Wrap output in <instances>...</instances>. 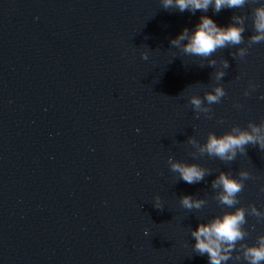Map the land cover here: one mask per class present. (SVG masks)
Here are the masks:
<instances>
[{"label":"water","instance_id":"95a60500","mask_svg":"<svg viewBox=\"0 0 264 264\" xmlns=\"http://www.w3.org/2000/svg\"><path fill=\"white\" fill-rule=\"evenodd\" d=\"M258 4L191 14L160 0H0V264H208L189 227L233 211L212 199L221 171H248L237 206L264 211V151L248 146L224 163L193 159L186 142L264 119V42L243 60L229 55L236 48L210 57L229 62L210 119L188 97L210 91L216 69L169 43L201 15L227 26ZM251 34L246 21L245 41ZM169 157L212 174L187 184ZM183 195L208 203L188 211ZM246 220L251 246L264 220Z\"/></svg>","mask_w":264,"mask_h":264},{"label":"clouds","instance_id":"9594fccd","mask_svg":"<svg viewBox=\"0 0 264 264\" xmlns=\"http://www.w3.org/2000/svg\"><path fill=\"white\" fill-rule=\"evenodd\" d=\"M257 4L258 0H160L161 8L164 10L172 9L180 13L187 11L191 14L197 11L206 13L209 8L217 14L223 9H243L245 5ZM246 21H251L253 34L245 41ZM262 42H264V3L252 7L250 14H233L227 26H217L207 15H201L199 23L191 31L184 28L179 35L169 41L171 47L178 49L185 56L199 57L201 67L206 61L207 67L216 69L212 73L213 83L208 85L210 91H204L203 97L198 95L188 97V104L196 113L197 119L200 114L210 119V106L219 104L226 96L220 82L227 74L225 70L229 68V62L226 59L217 61L210 57L218 50L236 48V51L230 52L229 55L233 59L243 60L249 48ZM240 45L245 46L238 47ZM140 56L142 60L148 59L147 52H141ZM255 87L250 82L243 95L248 96L250 90H254ZM236 107L242 106L236 105ZM218 123L223 124L224 121L220 120ZM186 142L193 149L189 153L193 159L203 158L206 155L230 163L236 160L238 154L246 155L248 146L264 151V119L259 124L249 121L243 128L234 125L220 136L209 132L202 144L195 137H189ZM167 165L172 173L177 174L179 180L190 185L200 183L212 174L209 168L196 163L176 161L172 157L168 158ZM249 179L253 177L246 170L239 171L237 177H233L231 172L221 171L211 181L210 188L214 191L212 199L218 206L233 211H224L207 222L199 223L195 230L189 227V235L195 241L192 245L193 252L200 256L207 254L208 264H227L229 261L241 260L246 264H264V235H258L254 245L243 243L249 236V232L244 228L247 223L246 216L255 217L258 222L264 220V211L257 210L254 205L237 206L241 203L238 196L244 190V182ZM260 191L264 192V186ZM207 203L206 199L192 195H183L179 198V205L188 211L200 210ZM152 205L158 210H163L159 195L153 196ZM145 235H148L147 230ZM234 252L237 254L233 255Z\"/></svg>","mask_w":264,"mask_h":264}]
</instances>
